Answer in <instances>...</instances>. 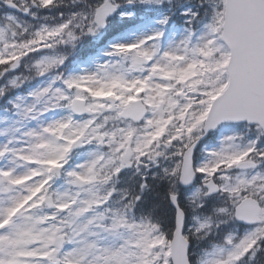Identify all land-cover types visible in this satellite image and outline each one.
<instances>
[{
	"label": "snow or ice",
	"instance_id": "6c2138e0",
	"mask_svg": "<svg viewBox=\"0 0 264 264\" xmlns=\"http://www.w3.org/2000/svg\"><path fill=\"white\" fill-rule=\"evenodd\" d=\"M0 264H264V0H0Z\"/></svg>",
	"mask_w": 264,
	"mask_h": 264
}]
</instances>
